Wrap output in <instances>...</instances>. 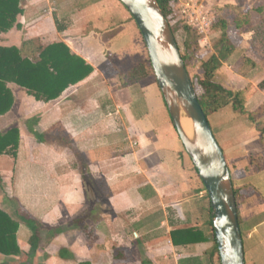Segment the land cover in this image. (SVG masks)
I'll list each match as a JSON object with an SVG mask.
<instances>
[{
  "label": "crops",
  "instance_id": "1",
  "mask_svg": "<svg viewBox=\"0 0 264 264\" xmlns=\"http://www.w3.org/2000/svg\"><path fill=\"white\" fill-rule=\"evenodd\" d=\"M254 3V15L264 0L216 5L241 6L246 13ZM19 5L17 24L0 34V46L63 42L93 69L48 103L8 84L14 100L0 116V130L16 127L20 139L16 157L0 155V208L18 221L21 252H29L32 231L18 219V209L42 225L37 264H220L218 253L210 256L211 239L172 244L174 229L211 235L210 203L156 90L146 47L127 9L119 0ZM221 35L210 29L201 40L210 55L211 37L215 42ZM235 58L232 52L222 61L214 79L239 94L242 108L229 104L207 119L238 191L244 262L264 264V90L250 80L252 70L234 68L241 59ZM112 123L128 127L126 136H109ZM54 125L61 131L48 140L45 132ZM13 259L0 255V264Z\"/></svg>",
  "mask_w": 264,
  "mask_h": 264
},
{
  "label": "trees",
  "instance_id": "2",
  "mask_svg": "<svg viewBox=\"0 0 264 264\" xmlns=\"http://www.w3.org/2000/svg\"><path fill=\"white\" fill-rule=\"evenodd\" d=\"M157 2L169 21L175 14L176 0H157ZM21 12L19 0H0V34L9 31L17 24V16ZM182 27L187 35L182 57L193 86L195 87L196 82L201 90L198 94V100L206 117L229 104H232L234 108L241 109L242 101L239 94H234L214 79V72L235 49L227 34L225 20L220 19L213 22L211 28L218 27L222 31V35L213 46L214 53L207 59L198 61L200 72L193 74H190L187 65H192L200 49L201 36L186 25ZM172 31L174 33L173 29ZM149 68L153 72L150 61ZM92 71V67L81 57L72 53L63 42H53L42 46L32 40H26L20 48L0 46V116L7 113L13 104L14 97L8 87L9 83H14L25 89L35 100L48 103L59 98L68 87L82 81ZM37 118L34 116L33 119L37 120ZM33 132L38 140L43 139L42 134ZM19 139L20 134L16 127L6 132L0 130V155L16 157ZM234 193L237 203L239 195L235 188ZM17 216L32 231V236L29 239V252H21L18 246L16 238L18 221L0 208V255L17 258V261L13 259L7 264H37L36 253L40 246L42 225L22 209L17 210ZM208 224L211 227V219L208 220ZM210 232L211 235L207 236L203 230L193 227L174 229L171 231V241L174 246H185L211 239L213 245L209 253L212 257L217 254V248L212 228ZM190 263L201 264L196 263V261Z\"/></svg>",
  "mask_w": 264,
  "mask_h": 264
},
{
  "label": "water",
  "instance_id": "3",
  "mask_svg": "<svg viewBox=\"0 0 264 264\" xmlns=\"http://www.w3.org/2000/svg\"><path fill=\"white\" fill-rule=\"evenodd\" d=\"M146 47L172 125L205 188L220 264H245L230 170L199 103L175 35L157 0H119ZM191 120V133L181 123Z\"/></svg>",
  "mask_w": 264,
  "mask_h": 264
},
{
  "label": "rangeland",
  "instance_id": "4",
  "mask_svg": "<svg viewBox=\"0 0 264 264\" xmlns=\"http://www.w3.org/2000/svg\"><path fill=\"white\" fill-rule=\"evenodd\" d=\"M188 0H176L175 4V14L171 17L169 20V23L171 25V28L174 30L175 39L177 41L178 47L181 51V54L184 53V42L187 38L186 33L183 30V23L182 20L179 18V5L181 3H184ZM199 2H202L205 7L208 9L210 14L213 15L214 21H219L220 19H224L226 22V28L229 29V35L231 38V42L235 45V49L233 51V54L235 55V60L238 58H243L242 60L239 59L241 62H237V64H233L237 70L242 71H251V77L250 80L258 87L262 88L264 90V4L260 7L259 11H257V14L251 15L250 11H255V5L257 3H254L252 5V8L248 10V12H244L241 6H235L232 7L229 4H225L223 7H218L216 5V2L219 0H198ZM262 3V2H261ZM134 27V22H132ZM212 34L213 32H219L218 27L211 28ZM244 38L247 40V43L245 45H241V39ZM214 39L211 37V43L215 44L217 41H213ZM37 41V40H36ZM140 43L141 40H140ZM203 43V42H202ZM201 44V42H200ZM201 45L204 46V48H201ZM200 45V49L196 54V57L192 63L191 66L187 65V68L190 72V74L193 73H199L200 70H198L199 62L201 60L206 59L210 55V49L208 50V44L207 42H204ZM235 60H232V62H236ZM230 64V63H228ZM232 65V66H233ZM151 71V70H150ZM153 76L152 71L150 72ZM152 78V77H151ZM99 89V87H96L95 89ZM195 88L197 94H200L201 90L198 87L197 83L195 82ZM156 90L159 93L158 87L156 85ZM120 127V129H119ZM127 128L124 126L115 125L112 123V126H109V136H117V134H124L126 136ZM56 131L60 133L61 129L56 128V125L49 128L46 133V137H48V140H51L53 138H56ZM129 136L134 137V134L129 129ZM208 197V196H207ZM209 200V199H208ZM205 214L204 219L207 220L209 218V212H208V202L205 203ZM241 229V228H240ZM217 255L215 254V257ZM218 261V260H217Z\"/></svg>",
  "mask_w": 264,
  "mask_h": 264
},
{
  "label": "built area",
  "instance_id": "5",
  "mask_svg": "<svg viewBox=\"0 0 264 264\" xmlns=\"http://www.w3.org/2000/svg\"><path fill=\"white\" fill-rule=\"evenodd\" d=\"M178 14L182 23L200 35L201 40L209 33L214 22L208 9L198 0H188L181 3Z\"/></svg>",
  "mask_w": 264,
  "mask_h": 264
},
{
  "label": "bare ground",
  "instance_id": "6",
  "mask_svg": "<svg viewBox=\"0 0 264 264\" xmlns=\"http://www.w3.org/2000/svg\"><path fill=\"white\" fill-rule=\"evenodd\" d=\"M182 126L187 133H191V120L188 118L181 119Z\"/></svg>",
  "mask_w": 264,
  "mask_h": 264
}]
</instances>
